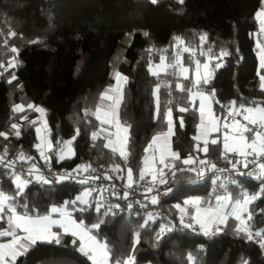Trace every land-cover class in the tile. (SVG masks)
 I'll use <instances>...</instances> for the list:
<instances>
[{
  "label": "trees",
  "instance_id": "obj_1",
  "mask_svg": "<svg viewBox=\"0 0 264 264\" xmlns=\"http://www.w3.org/2000/svg\"><path fill=\"white\" fill-rule=\"evenodd\" d=\"M262 2L0 0V132L7 134V139L0 136V151L22 149L26 156L32 157L30 161L42 162L35 147L39 140L34 110L42 108L54 144L50 161L55 167L120 165L118 175L131 168L133 179L137 180L145 149L154 136L167 130L165 112L171 108L172 146L180 156L176 165L187 169L182 166V160L189 155H201L196 147L198 142L193 140L199 113L187 91L194 90V81L185 79L179 68L171 66L164 73L153 75L150 65L160 62L161 57L171 65L175 62L177 47H190L201 59L209 58L223 65L214 69L207 84L199 86L214 92V110L218 116L223 118L225 107L231 102L236 107L241 104L264 107V90L260 87L263 69L259 68L255 36L259 30L255 16ZM203 34L207 39L202 42ZM176 37L182 38L184 44L178 45ZM13 48L17 51L13 52ZM221 50L229 55L218 59ZM14 58L16 66L8 67ZM117 72L127 77L119 107L120 122L131 125L127 162L103 146L107 143V126L95 116L97 107L104 102L100 96L111 87ZM177 84L183 85L185 91L178 89ZM157 85L160 86L159 110L154 95ZM30 104L34 108H29ZM16 105L23 106V111H13ZM179 108L188 111L180 112ZM15 122L20 126L19 137L11 128ZM93 132L99 133L95 141ZM65 140L72 142L75 154L59 160L56 152ZM221 153V141L217 140V144L209 143L205 157L216 169L231 167L233 162L229 156ZM216 169L206 166L203 177H198L197 172L177 170L170 194L158 203L153 204L151 198H139L132 211L122 207L112 209L114 214L108 215H104L108 209L97 195L89 197L87 204L67 203L79 196L80 183L48 184L36 180L18 195L13 179L15 172L3 164H0V191L13 197L8 204L25 215L43 216L52 207L66 204L86 227L104 220L92 234L107 244L109 261L113 264L129 256H134L135 264H243L244 261L264 264V248L255 240L236 235L233 227L238 222L231 217L228 226L216 235L205 236L192 228H178L181 212L175 205H184L190 197H200L205 205L208 202L214 205L215 197L225 194L216 188L211 174ZM238 176V183L228 191L233 201L245 192H259L261 180L246 173ZM119 202L124 205V201ZM97 204L102 205L99 212ZM155 210L163 211V215L148 219L146 212ZM249 210L253 231H264V194L249 205ZM10 213L6 206L3 213L6 218L0 221V228ZM162 225L172 230L157 241ZM137 235L138 243L135 242ZM78 248L76 238L63 234L60 244L38 242L19 256L16 264H92Z\"/></svg>",
  "mask_w": 264,
  "mask_h": 264
},
{
  "label": "snow or ice",
  "instance_id": "obj_2",
  "mask_svg": "<svg viewBox=\"0 0 264 264\" xmlns=\"http://www.w3.org/2000/svg\"><path fill=\"white\" fill-rule=\"evenodd\" d=\"M153 4L157 3L158 0H151ZM184 0H180V3H183ZM257 20L260 22V31L264 32V10H261L257 12L256 14ZM147 35V33H145ZM178 45H183L184 41L180 37L175 38ZM201 41H205L207 39V35L203 34L200 37ZM259 47V44H258ZM13 52H16L17 50L15 48L12 49ZM185 52H191L192 55H195L194 49H189L185 47L183 49ZM201 55H204L203 51L200 53ZM229 55V53L225 50H221L220 55L218 59H222L223 57ZM165 57H161V64L157 67L160 68V70H164L166 67L164 65ZM196 65V79L193 82V88H198V86L202 83L207 84L209 82L210 77L213 75L214 70L210 68L209 63H204L201 65V62L199 60L195 61ZM16 61L15 58L12 61L8 62V67H15ZM173 68H179V71L183 73L188 72V68L183 67L182 63L180 61L179 56L175 58V62L171 65ZM223 65L220 63H217L215 65V68H220ZM201 67H203L204 72L203 75H201ZM260 68H264V49H261L260 53ZM150 71H152V68L150 66ZM153 75H158L157 71H152ZM259 75V70H258ZM16 77L15 75L12 76V80H14ZM115 79L117 81L116 86L110 87L107 89L104 93L101 94L100 100L103 102L104 100H112L113 104L110 106L111 111H105L104 117L101 118V111L102 108L100 106L96 109V116L97 119L101 120L102 124H108L112 126L115 131L110 132L107 137V143L103 146L105 148H111V150L116 153H119V156L121 159H123L125 162H127L128 156L130 155L128 151V142L130 139L129 130L131 128V125L122 124L119 119V106L122 103L123 100V86L121 84V81L124 83L127 82V77L122 76L119 72L115 74ZM185 79H187V76H185ZM260 87L261 90H264V76H260ZM11 80L9 81V83ZM178 89L181 91H185L184 86L181 84L176 85ZM159 88L160 86L157 85L156 89L154 90V95L157 97V109L159 110ZM115 91L118 93V98L114 96H110L109 92ZM189 99H194L195 96L200 97V106H199V112H200V125L197 126V135L193 137V140L197 141V150L203 151L204 153L208 152V144L209 140L207 137L212 133L219 131V118L216 117L211 109V97L214 96V92L210 95H204L202 92H193L192 89H187ZM171 103V101H169ZM29 108H34L33 105H28ZM35 111L43 113L44 110L42 108H34ZM207 110V111H206ZM13 111H23V106L16 105L13 109ZM180 112L188 111L187 108H179ZM207 115L208 119L207 122H205V116ZM236 115H243V119L247 121L246 124H241L239 120L235 119ZM26 119V117H25ZM165 119L167 120V128L168 131L165 134H162L164 137V144L159 149V159L158 163L161 165V167H156V158L153 157L151 163L149 162V158L146 156L144 158V167L140 169L139 179L144 180L145 175H151V184L154 185L157 181L160 184H166L167 179L165 169H169V171L172 172V175L175 176V171L173 169H176V165L174 162H167L168 158L171 157L172 161L180 160L179 153L174 152L171 150L170 145V137L173 135V122H172V109L168 108L165 112ZM228 119L232 120L231 124V131L234 133V135H229L228 133H225L224 135V141H223V152L221 153L222 156L226 155L227 153H236L242 157H244V161H236L232 164V167L235 169L236 164L243 163L244 168H248L249 163H256L257 157L264 158V107L260 105H256L255 107H245V105L241 104L239 108L236 107L235 102H231L229 106V113L228 117H225V121ZM32 123H35L33 121ZM251 125L252 127H249ZM180 126L183 127V118H180ZM201 126H203V132L201 133L200 129ZM46 127V124H45ZM225 128L229 127V124L225 122L224 124ZM11 128L15 130V135L17 137L20 136V126L17 124H12ZM37 139L40 140V143L36 144L35 147L40 153V158L43 159L45 162L50 161V157L46 154L45 148L47 151H52L53 145L51 141H47L45 143V140L43 137L40 136L41 129L37 128ZM246 133H250L251 136L245 135ZM78 134V132H77ZM98 132L92 133V139L95 141L98 137ZM0 136L7 139V134L4 132H0ZM202 136L203 139V147L201 148L199 141L201 140ZM161 138L160 135L153 137L152 142L148 145V148L145 149V152H148L149 149H152L154 145H156L157 140ZM75 139V137L73 138ZM211 144H217L216 139H212ZM59 144V142H57ZM71 141L64 142L63 147L60 148L59 152V158L64 159L66 156L70 153L74 155V150L71 147ZM7 152V148H5V153ZM249 156L253 157L252 161H249L247 158ZM19 160H31L32 157L26 156L23 152L19 154L17 157ZM3 162V157H0V163ZM13 162H9V165H11ZM182 163L184 165H195L197 163L196 159L189 155L187 158H184L182 160ZM200 164L206 165L207 167L211 169H216L215 164H209L207 161H199ZM91 168V165H79L77 169H74L75 172H81V171H88ZM258 172L255 174V178L262 181L261 188L259 192L255 194H249L247 192L243 193L242 198L236 199L235 201L232 200V198L228 195L224 196H216L215 197V205H212L210 202L207 203V206H203L206 202L201 200V198H192L187 199L183 203L185 206L191 205L194 209V213L191 215V221L195 224L200 225V231L205 236L210 235H216L224 230V227L228 226V220L231 217L238 223H236L233 227V232L236 235H243L247 240L252 241L255 238L258 239V243L261 248H264V231H253L250 221L252 220V212L249 210V205L252 204L254 201H256L258 198H260L261 194H264V163L257 164ZM113 171H119L120 165H115L112 169ZM178 171H190L195 172L196 168L189 167L187 169H177ZM33 171L38 172L39 169L36 168L35 165L32 166V169L29 171V175L32 174ZM93 171H95L93 169ZM216 171H224V169H216ZM205 172L204 168H201L199 172H197L198 177H203ZM243 174V173H241ZM247 175H253V173L249 172ZM71 178V174H66L64 176H59L58 179H66ZM92 179H98L99 177H91ZM108 179H111V177H106ZM38 180H40L43 183H50L51 181H48L44 178L43 174L37 177ZM81 183H85V180L80 181ZM15 183L17 188V194H21L24 190V188L27 186L29 181L22 180L21 177L16 176L15 177ZM135 183L133 179V172L131 168L127 169V187L131 188L132 185ZM235 183V182H233ZM153 187L149 186L146 188V192H152ZM170 191V189H168ZM90 195V191L86 190L81 196H77L74 201L67 202L75 204L77 202H81L84 204H87L88 201L85 199V197ZM128 196V193H124V198L126 199ZM13 199V197L7 196L5 193L0 191V213L5 212V208L7 206V210L11 212V216L9 217L8 224L9 227L6 230L0 231V237H10L11 239L6 243H0V264H16L17 257L25 255L29 249L33 246H35L38 242L39 243H55L60 244L61 242V233L60 231L53 232L52 228L54 225L58 226V229H63L64 234H71L74 237H77L79 240V248L78 251L86 256L90 261H92V264H108V258H109V250L106 243H102L99 240L96 239L94 235H92L93 229H98L101 224L104 223V220H99L98 223H95L91 225V227H86L83 223V221L77 223L75 220L71 218V215L64 211V209L61 208H52L51 212L57 213L59 212L61 214L60 220H54L51 218L50 215H44V216H29V215H19L16 212L15 207L8 204V201ZM151 202L153 204L158 203L157 196L151 197ZM100 207H102L101 204L96 205V211L99 212ZM115 207H119V205H116ZM131 207V205H129ZM177 209H179L182 213L180 222L185 228H192L193 223H184V215H187V208H182L181 205L177 204L175 205ZM86 209H81V211H84ZM109 213H112L111 207L108 208V210L104 213V215H108ZM246 214V215H245ZM3 217L0 216V219ZM149 219H152L151 215L149 216ZM147 224V221L145 222ZM223 226V227H221ZM17 230H21L25 235L20 236L17 232ZM172 229L167 228V226H162L160 228V232L157 233V241L160 239L161 235L165 231H171ZM136 243L139 242V237L137 235ZM73 243L75 244L76 241L74 240ZM191 258V257H190ZM117 264H135V258L134 256H129L125 260L117 261ZM243 264H247V261H244Z\"/></svg>",
  "mask_w": 264,
  "mask_h": 264
},
{
  "label": "built area",
  "instance_id": "obj_3",
  "mask_svg": "<svg viewBox=\"0 0 264 264\" xmlns=\"http://www.w3.org/2000/svg\"><path fill=\"white\" fill-rule=\"evenodd\" d=\"M150 61H152V57H150ZM229 106L227 105L224 110V121L225 117H228L229 113ZM236 118V117H235ZM225 122H232L231 119H228ZM17 124V122H15ZM18 125V124H17ZM249 127H252L249 125ZM60 141V140H59ZM60 143V142H59ZM23 152L22 149H15V150H9L7 149V152L5 153V150L0 151V157H3V162L0 164H3L6 167L11 168L15 174L19 177H21L22 180L29 181L27 186L34 181L38 180L37 177L43 174L44 178L48 181H51L48 184H60V183H80L82 184V192H85L86 190L90 191V195L87 196L88 198L97 195L101 201V204L103 207L108 209L111 207V209L119 210L122 207L127 208V210L130 212L133 210L134 206L136 205V202L139 198H151L152 196H157L158 201L164 199L167 197L172 189V184L174 181V177L172 175V172L169 171V169H165L166 173V184H160L158 181L152 185L151 184V175L146 174L144 180H140L139 178L137 180H134L135 183L132 185L131 188L127 187L126 183L121 182L118 172L113 171V167H107L103 164L99 163H93L90 164L91 168L84 172H75L74 169H70L67 167H55L51 161L45 162L42 160L41 163H36L30 160H19L17 157L19 154ZM244 157L234 154L233 155V162L236 161H244ZM249 161L253 160L252 156H249L247 158ZM94 161H96V157H94ZM9 162H13L11 165H9ZM167 162H171V157L168 158ZM264 163V158L257 157L256 163H249L248 168L243 167V163L236 164V168L234 169L231 167H223L219 169H224V171H216L214 170L211 172V174L214 176V179L216 181V188L218 191L226 193L230 187L237 184L239 181V174L240 173H253V175H247V176H255V174L258 172L257 164ZM35 165L37 169H39L38 172L33 171L31 175H29L30 169H32V166ZM206 165L200 164L196 167L195 172H199L201 168H204L206 170ZM156 167L159 168L161 165L159 163L156 164ZM77 169V168H75ZM93 169L95 171H93ZM71 174V178H66L59 180V176H64L66 174ZM205 173V172H204ZM91 177H99L98 179H92ZM106 177H111V179H108ZM85 180V183H81L80 181ZM235 182V183H233ZM152 186L153 191L152 192H146V188ZM170 189V191H168ZM127 192L128 196L125 199L124 193ZM242 198V195L238 196V199ZM119 201H124V205H121ZM116 205H119V207H115ZM131 205V207H129ZM151 215L152 219L159 218L163 215V211L161 210H155V211H147L146 216L149 219V216ZM166 226V225H162ZM161 226V227H162ZM169 228V227H167ZM178 228L180 230L185 229V227L182 224H179ZM193 230L198 231L197 227H192ZM167 232V231H165ZM164 232V233H165ZM163 233V234H164ZM259 238H255L254 240L258 242Z\"/></svg>",
  "mask_w": 264,
  "mask_h": 264
},
{
  "label": "crops",
  "instance_id": "obj_4",
  "mask_svg": "<svg viewBox=\"0 0 264 264\" xmlns=\"http://www.w3.org/2000/svg\"><path fill=\"white\" fill-rule=\"evenodd\" d=\"M261 10H264V0H263V2H262V5H261V7H260V9L258 10V12L259 11H261ZM257 14V13H256ZM255 18H256V16H255ZM256 21H257V23H258V25H259V30L256 32V53H257V57H258V62H259V52L260 51H258V50H261V49H264V32H261L260 31V22L257 20V18H256ZM258 44H259V47H258ZM186 46H179V47H177V49H176V51H177V56H179V58H180V61H181V63H182V66L183 67H186V68H188V72L187 73H181L180 72V74H181V76H183V77H185V76H187V78H192L193 79V81H195V79H196V65H195V61L196 60H199L200 62H201V65H203L204 63H209V65H210V68L211 69H215V65L217 64V63H215V62H213V61H211L209 58H207V59H201L200 58V55L195 51V55H192V53L191 52H185V51H183V49L185 48ZM187 48H189V49H192V48H190V47H187ZM176 56V57H177ZM161 64V60H160V62H156V63H153V64H151L150 66H151V68H152V71H157L158 72V74H161V73H164L165 71H166V69H167V64H166V62L164 61V65L166 66L165 68H164V70H160V68H158L157 66L158 65H160ZM259 68H260V65H259ZM261 69H263L262 71V73L264 74V68H261ZM203 72H204V69H203V67H201V75H203ZM122 76H124V77H126L125 75H123L122 73H120ZM212 77V76H211ZM210 77V78H211ZM210 80V79H209ZM116 84H117V81H116V79H115V76H114V81H113V84L111 85V87H115L116 86ZM121 84H122V86H123V90H124V85L126 84V83H124L123 81H121ZM200 85H204V83H202L201 82V84ZM199 85V86H200ZM198 86V88H194V90H193V92L195 93V92H197V91H199V92H202V93H204V95H210L211 93H212V91L210 90V89H207V88H205V89H203V88H200ZM110 88V87H109ZM108 88V89H109ZM109 95L110 96H114V97H117L118 98V93L117 92H115V91H112V92H109ZM192 101V104L193 105H195L196 107H197V111H198V113H199V123H198V125H200V123H201V121H200V112H199V106H200V97L197 95V96H195L194 97V99H192L191 100ZM210 103H211V109H212V112H213V114L216 116V117H218L219 118V131H216V132H212L208 137H207V139L209 140V143H210V141L212 140V139H216V140H220L221 141V151L223 152V141H224V135H225V133H228L229 135H234V133L231 131V124H232V122H227L228 124H229V127L228 128H225L224 127V124H225V121H224V116H223V118H221L220 116H218L217 114H216V112H215V110H214V98H213V96L211 97V100H210ZM113 104V101L112 100H104V102H103V104L100 106L101 108H102V111H101V113H100V115H101V118H103L104 117V112L105 111H111V108H110V106ZM120 107V106H119ZM24 108V107H23ZM237 108H239V107H237ZM44 110V109H43ZM207 111V110H206ZM95 116H96V111H95ZM236 118V120H239L240 122H241V124H246L247 123V121H245L244 119H243V115H236L235 116ZM96 118H97V116H96ZM207 119H208V117H207V115L205 116V122H207ZM99 120V119H98ZM35 121L36 122H38V126H37V128L38 127H41V132H42V137L44 138V140H45V143L47 142V141H51V139H50V137H49V131H48V127H47V120H46V116H45V111L43 112V113H41V112H38L37 111V117H36V119H35ZM99 121H101V120H99ZM173 122V121H172ZM45 124H46V127H45ZM106 126H107V129H106V131H107V133L109 134L110 132H114L115 131V129L112 127V126H110V125H108V124H105ZM173 130H174V124H173ZM167 131H168V128H167V130L166 131H164V132H162V133H160V134H157L156 136H158V135H160L161 136V138L159 139V140H157V143H156V145H154L153 146V148L152 149H149V151L148 152H146V156L149 158V162L151 163V161H152V158L153 157H155L156 158V164L158 163V159H159V154H160V152H159V149H160V147L164 144V137H163V135L162 134H165V133H167ZM200 131H201V133L203 132V126H201V129H200ZM197 135V131H196V134H195V136ZM245 135H248V136H251V134L250 133H246ZM155 137V136H154ZM203 139H204V137L202 136V138H201V140L199 141V144H201L200 146H201V148L203 147ZM152 142V141H151ZM38 143H40V140H39V142ZM51 143H52V141H51ZM52 145H53V149H52V151L54 150V144L52 143ZM63 142L61 143V145H60V147L58 148V150H57V152H56V157L59 159V160H62V159H60L59 158V152H60V148L61 147H63ZM170 145H171V150L172 151H174L173 150V146H172V135H171V137H170ZM209 145V144H208ZM72 147V146H71ZM45 151H46V154L50 157V152H52V151H47V149L45 148ZM175 152V151H174ZM118 153V152H117ZM119 154V153H118ZM234 154H236V153H231V152H229V153H227L226 154V156L228 155L229 156V158H230V160L233 162V160H232V158H233V155ZM39 155H40V153H39ZM238 155V154H237ZM72 156V154H68L67 156H66V158L67 157H71ZM145 156V157H146ZM195 159H196V161H197V163L195 164V165H182V166H186L187 168H189V167H194V168H196L197 166H199L200 165V163H199V161H207L208 162V159L205 157V153L203 152V151H201V155H199V156H193ZM65 159V158H64ZM43 160V159H42ZM176 161L177 160H175V161H172L171 160V162H174L175 163V165H176ZM234 163V162H233ZM232 163V164H233ZM232 164H231V166H232ZM145 165H144V163H143V167H144ZM206 167V166H205ZM177 169H179V165L177 166L176 165V169H173V171H177ZM119 178L120 179H122L123 180V183H126L127 184V171H125V173H123V174H119ZM229 191V190H228ZM228 191L225 193V194H220L219 196H224V195H228V196H230L231 197V194L230 193H228ZM83 194V192L81 191L80 192V194H79V196H81ZM192 198H200V197H190V198H188V199H192ZM232 198V197H231ZM85 199L88 201V197H85ZM238 199V198H237ZM202 200V199H201ZM235 201V200H234ZM216 202V201H215ZM215 205V204H214ZM203 206H207V205H202V207ZM182 208H184V207H186L187 208V215H184V223L185 224H187V223H193L192 221H191V215L194 213V209L192 208V206L191 205H189V206H185V205H182L181 206ZM56 208H59V207H56ZM52 209V208H51ZM64 211L65 212H67L68 214H70L71 215V218L73 219V220H75L77 223H79V222H81L80 220H78L73 214H72V211L70 210V208H65L64 209ZM17 212V214H19V215H25V214H22L21 212H18V211H16ZM181 212V211H180ZM12 214L10 213L9 214V216L7 217V220H6V223L4 224V226L2 227V228H0V231H3V230H6V229H8V227H9V224H8V220H9V217L11 216ZM46 215H50L51 216V218L52 219H54V220H60L62 217H61V214L60 213H53V212H51V210H50V212L48 213V214H46ZM181 215H182V213H181ZM246 215V214H245ZM0 216H2L3 218L2 219H0V221H2L4 218H6L5 217V215L3 214V213H0ZM44 216V215H43ZM180 224H181V222H180ZM193 227H197L198 228V231H200V225L199 224H195V223H193ZM221 227H223V226H221ZM60 231V233H61V235H63L64 233H63V229H58V226H56V225H54L53 226V228H52V231L53 232H56V231ZM17 232H18V234L20 235V236H24L25 234L21 231V230H17ZM201 232V231H200ZM202 233V232H201ZM92 234V233H91ZM65 235V234H64ZM67 235H71V234H67ZM93 235V234H92ZM72 236V235H71ZM74 237V236H73ZM74 238H76L77 240H78V238L77 237H74ZM11 238L10 237H0V243H6V242H8L9 240H10ZM97 239V238H96ZM98 240V239H97ZM79 241V240H78ZM18 258V257H17ZM108 261H109V258H108Z\"/></svg>",
  "mask_w": 264,
  "mask_h": 264
},
{
  "label": "rangeland",
  "instance_id": "obj_5",
  "mask_svg": "<svg viewBox=\"0 0 264 264\" xmlns=\"http://www.w3.org/2000/svg\"><path fill=\"white\" fill-rule=\"evenodd\" d=\"M258 51H260L259 52V65H260V53H261V50H258ZM220 64H222V63H220ZM260 76H264V74L263 73H261V75ZM261 106V105H260ZM38 128H40L41 129V127H38ZM40 136L42 137V132H40ZM67 141H69V140H65V141H63V144H64V142H67ZM108 142V141H107ZM17 175L15 174L14 175V183H15V177H16ZM201 178H199V179H196L197 181L198 180H200ZM15 185H16V183H15ZM84 193V192H83ZM7 195V194H6ZM220 195V194H219ZM8 196V195H7ZM55 208L56 207H59V208H61V209H65V208H67L68 206L66 205V204H61V205H57V206H54ZM54 207H52V208H54ZM59 213V212H58ZM108 264H113V263H111L110 261H108Z\"/></svg>",
  "mask_w": 264,
  "mask_h": 264
}]
</instances>
